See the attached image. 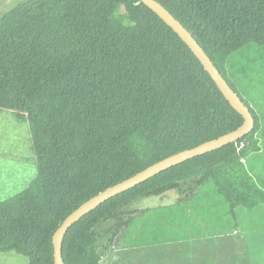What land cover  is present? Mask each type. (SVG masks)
I'll list each match as a JSON object with an SVG mask.
<instances>
[{
    "label": "trees",
    "instance_id": "obj_1",
    "mask_svg": "<svg viewBox=\"0 0 264 264\" xmlns=\"http://www.w3.org/2000/svg\"><path fill=\"white\" fill-rule=\"evenodd\" d=\"M138 1L27 0L0 18V110L28 122L38 169L0 201V252L55 264L53 235L85 201L244 122L187 43ZM158 1L250 106L255 127L91 210L69 228L64 260L102 264L112 247L138 258L158 243L234 235L251 264L244 235L259 228L252 221L264 229V178L245 160L262 150L264 117L239 77L264 59V0ZM176 189L178 204L129 208Z\"/></svg>",
    "mask_w": 264,
    "mask_h": 264
},
{
    "label": "rangeland",
    "instance_id": "obj_2",
    "mask_svg": "<svg viewBox=\"0 0 264 264\" xmlns=\"http://www.w3.org/2000/svg\"><path fill=\"white\" fill-rule=\"evenodd\" d=\"M27 0H0V18L15 8L18 4ZM243 55H235L233 60L238 62L242 60ZM259 65L254 64L250 72L242 73L239 77V84L242 93L250 103L253 104L258 112L264 117V59L260 58ZM232 74H236L237 70ZM242 94V95H243ZM264 122V121H263ZM262 150L261 152L250 156L245 162L256 166V170L264 178V128L259 132ZM36 156L32 150L30 126L27 121L21 120L17 113L9 109L0 110V201L5 200L25 189L37 175ZM184 194L173 190L161 196H151L140 198L129 205L130 209H143L147 207H156L161 205H175ZM188 206V208H187ZM183 209H188L190 217L194 215L191 206L184 202ZM261 216L264 214L260 211ZM249 216L255 217L252 213ZM259 221H252L254 227L252 231L244 235L248 245V255L251 258V264H264V229L259 226ZM250 224V223H249ZM251 225V224H250ZM200 230V224H198ZM246 230V229H245ZM203 237L199 240H202ZM204 241L197 243L194 249L192 259L208 258L210 264H245L243 257L246 256L244 248L239 251L236 247V237L226 236V239L219 237H209ZM263 242V243H261ZM206 243V245H204ZM167 248V246H163ZM170 247H177L175 244ZM121 248V247H120ZM119 248V249H120ZM154 254L143 255L142 258L126 257L115 247L108 250L104 255L102 264H153ZM218 260V261H216ZM0 264H29L27 257L15 252H0ZM196 264H200L197 262Z\"/></svg>",
    "mask_w": 264,
    "mask_h": 264
},
{
    "label": "water",
    "instance_id": "obj_3",
    "mask_svg": "<svg viewBox=\"0 0 264 264\" xmlns=\"http://www.w3.org/2000/svg\"><path fill=\"white\" fill-rule=\"evenodd\" d=\"M143 2L156 12L168 25H170L175 32L187 43L190 49L195 53L205 69L210 73L212 78L217 83L224 96L229 100L231 105L240 113L244 118V122L235 130L223 134L217 138L203 142L193 148L185 149L175 154H172L150 166L144 170L136 173L135 175L101 191L97 195L91 197L69 214L63 223L59 226L53 235L54 244V259L55 264H67L63 257V243L64 238L69 228L84 215L95 209L97 206L108 200L109 198L126 191L149 178L161 173L162 171L182 163L197 155L207 153L209 151L223 147L226 144L235 142L246 134L250 133L255 127L256 121L249 105L243 100L242 96L237 92L228 80L221 73L219 68L214 64L211 57L206 50L198 42L192 32L171 13L158 0H139L138 3Z\"/></svg>",
    "mask_w": 264,
    "mask_h": 264
},
{
    "label": "crops",
    "instance_id": "obj_4",
    "mask_svg": "<svg viewBox=\"0 0 264 264\" xmlns=\"http://www.w3.org/2000/svg\"><path fill=\"white\" fill-rule=\"evenodd\" d=\"M250 101V100H249ZM255 109L256 107L251 104ZM257 110V109H256ZM258 111V110H257ZM201 239V238H199ZM199 239H188V240H178L174 242H166V243H158L151 245L148 249V254H154L152 258L153 264H196L199 262L200 264H210L208 258H201L196 260L195 258L192 259V254L194 249L196 250L197 243L203 242L205 238L202 240ZM175 244V248L170 247ZM206 245V243H204ZM163 246H167L164 248ZM147 253L142 252L138 258H142L143 255ZM218 261V260H216ZM142 264V263H141Z\"/></svg>",
    "mask_w": 264,
    "mask_h": 264
}]
</instances>
